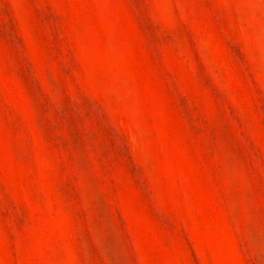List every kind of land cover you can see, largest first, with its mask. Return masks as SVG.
Instances as JSON below:
<instances>
[{"label": "rangeland", "instance_id": "1", "mask_svg": "<svg viewBox=\"0 0 264 264\" xmlns=\"http://www.w3.org/2000/svg\"><path fill=\"white\" fill-rule=\"evenodd\" d=\"M0 264H264V0H0Z\"/></svg>", "mask_w": 264, "mask_h": 264}]
</instances>
